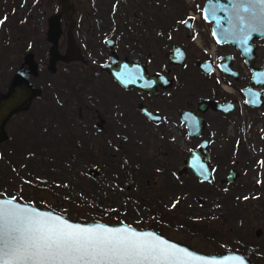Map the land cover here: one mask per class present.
<instances>
[{
    "label": "rangeland",
    "instance_id": "374dc122",
    "mask_svg": "<svg viewBox=\"0 0 264 264\" xmlns=\"http://www.w3.org/2000/svg\"><path fill=\"white\" fill-rule=\"evenodd\" d=\"M21 1L0 0V21H3L0 23V92L25 51H33L35 60L43 62V66L37 72L38 83L33 80L40 93L25 111L10 116L4 125L6 138L0 141V193L63 212L70 218H82L80 215H84L88 216L85 219H92L90 216H94L96 218L93 219L101 221H124L135 227L148 226L201 251L237 250L242 244H252L256 248L251 257L252 264H264V169L255 167L258 153L251 151L256 142L264 143V123L257 125L258 131L259 127L262 129L259 139L242 141L249 160L246 169L240 171L231 189L224 191L220 187L218 191L213 186L210 199H206V202H195L200 194L194 195L189 186L184 187L191 185L189 177L176 176L175 167L172 168V161L168 160L175 149L184 151L189 142L180 138L174 124L159 126L157 130L148 127L139 118L132 121L134 124L121 122L125 117L132 116V110L126 106L108 110L119 120L112 124L113 130L110 131V142L114 147H106L103 153L101 144L105 143L104 140L100 145L90 140L83 149L73 138L70 143H76L68 144L70 152L67 160L61 163L59 159L53 160L48 166L39 165V161L33 163L38 160V156L30 155L34 139V142L37 139L40 142L49 140L47 135L50 137L54 133L55 152L62 154L58 150L64 149L58 144H66L64 134L81 133L77 128L74 109L71 110L73 114H68L64 104L68 97L64 93L67 86L63 81L65 69L77 74L80 68L78 65L65 67L62 63L51 73L45 66L48 46L45 38L46 18L64 6V0H34L32 18L27 17L26 22L23 14L30 12ZM64 8L66 10V6ZM171 21V16L165 19L167 32L160 47L164 52L179 38L169 28ZM66 27L65 18L61 22L60 37L64 36ZM83 31L87 37L102 35V30L96 28L79 30L78 35L84 36ZM118 40H121L119 51H127L125 42L129 39L125 29L119 33ZM156 59L157 56L151 58L150 69L157 68ZM162 63L168 66L166 56ZM173 75L174 72L169 73L172 78ZM174 92L175 87L171 86L165 92L162 106L167 112H173V107L177 105ZM190 98L189 95L183 96L179 100L180 105L183 106ZM73 99L78 100L76 96ZM101 112L105 116L107 111L101 109ZM89 115L96 114L91 110ZM90 142L93 148H90ZM89 167L102 170L104 174L89 176ZM48 173H51L53 182ZM173 187L182 189L172 191ZM18 189L28 197L12 193ZM221 196L226 198L223 202H220ZM30 198L42 201L34 203L28 200ZM155 222L161 228L153 227L152 223Z\"/></svg>",
    "mask_w": 264,
    "mask_h": 264
},
{
    "label": "flooded vegetation",
    "instance_id": "af4514ba",
    "mask_svg": "<svg viewBox=\"0 0 264 264\" xmlns=\"http://www.w3.org/2000/svg\"><path fill=\"white\" fill-rule=\"evenodd\" d=\"M21 2L25 7L28 6L30 12L28 15L23 14V20L26 22L27 17L32 18L31 9L35 2L34 0ZM63 3L68 15L65 16L66 10L60 13V29L65 18L67 27L63 37H60V31L56 49L59 53L70 50L74 52L76 49L81 59L56 60L53 71L47 68V64L45 66L51 73L62 63L65 67L79 66L80 71L77 74L65 69L63 81L68 89L64 87V93L68 97L64 104L68 114H73L71 110L74 109L78 120L77 128L81 133L64 134L66 144L59 143L64 150L59 149L58 152L62 151V155L69 157L70 151L67 146L74 145L76 141L80 148L84 149L90 140L96 141L99 145L101 140H104L105 143L101 144L103 153L106 147H114L110 142L112 140L110 131L113 130L112 124L118 123L119 120L108 110L126 106L132 110V116L125 117L121 122L134 124L132 121L139 118L148 127L157 130L159 126L174 124L180 138L189 142L186 144L185 152L181 148L175 149L168 160L172 161L176 176L189 177L191 185L187 186L192 189L194 195L200 194L195 198V202H206V199H210L209 195L214 187L218 188V191L231 189L240 171L246 169L249 162L242 141L259 139L262 129L259 127L258 131L257 125L264 123V36L258 35L256 31L242 32L240 18L243 13L238 11V5H244L242 0H64ZM170 16L172 25L169 28L176 32L179 38L168 51L164 52L160 47L167 32L165 19ZM89 28L101 29L102 35L87 37L84 31V36L78 35L79 30ZM124 29L128 34L129 40L125 42L128 49L121 53L119 51L121 40H118V35ZM47 42L48 50L50 42L48 40ZM175 47L177 50L173 53V58L180 55L181 61L178 63L168 60V53ZM26 53H30L36 65V74H29L30 82L37 89L31 104L40 93L33 80L38 83L37 72L43 66V62L35 60L33 51H25L23 55ZM46 56L48 57V53ZM156 56L157 68L150 69L149 62ZM165 56L167 67L163 63V66L161 65ZM110 57L137 60L143 63L147 77L160 73L170 82L164 86L156 84L151 92L133 86H122L102 67ZM172 72L173 78L169 76ZM170 86L175 87L177 103L172 109L173 112L165 111V106H162L165 92ZM78 91L82 92L81 95L77 94ZM186 95L191 98L182 106L181 98ZM59 96L61 97V94ZM75 96L78 100L73 99ZM141 107H145L154 117H147ZM101 109L107 111L105 116H102L104 113L102 114ZM183 109L189 110L190 114L201 119L202 125L198 133L188 135L180 116ZM91 110L95 112V116L89 115ZM53 136L54 133L50 137L47 135L49 140L44 139L41 142L38 139L34 142V139L30 155L59 156L60 154L55 152L57 149ZM73 138L76 141L70 143ZM203 140L205 149L198 151L199 143ZM90 148H93L91 142ZM192 150L200 152V155L193 159L195 167H200L199 162L202 161L209 167V179H200L191 168L184 171L180 167L186 155ZM251 151L258 153L254 162L255 167L264 169V143L256 142ZM90 168L93 167L87 168V172ZM95 170L104 174L102 170ZM230 170L235 171L233 179L225 181ZM179 190L181 189L178 188L176 191ZM225 199L221 196L220 202ZM239 247L240 249L234 251L250 259L253 255L249 254L255 253L256 250L252 244L245 246L242 244ZM251 247L253 249H249Z\"/></svg>",
    "mask_w": 264,
    "mask_h": 264
},
{
    "label": "snow or ice",
    "instance_id": "6c2138e0",
    "mask_svg": "<svg viewBox=\"0 0 264 264\" xmlns=\"http://www.w3.org/2000/svg\"><path fill=\"white\" fill-rule=\"evenodd\" d=\"M238 11L243 13L242 32L264 27V0H244ZM200 260L152 232L70 223L22 206L14 198L0 199V264H196Z\"/></svg>",
    "mask_w": 264,
    "mask_h": 264
},
{
    "label": "water",
    "instance_id": "95a60500",
    "mask_svg": "<svg viewBox=\"0 0 264 264\" xmlns=\"http://www.w3.org/2000/svg\"><path fill=\"white\" fill-rule=\"evenodd\" d=\"M244 4V0H242ZM65 8L62 6L58 11L49 14L46 18V30L45 38L50 42L47 53V68L50 71L54 69V62L56 60L67 61L70 59H81L80 55L78 56L76 49L74 52L66 51L64 53H59L56 49V40L61 31L59 23V15ZM257 34L264 36V27L258 28L256 30ZM68 36L70 34L68 33ZM177 48H173L168 53V60L172 63H178L181 61L180 55L178 58H173V53H175ZM102 67L105 68L112 77L122 86L128 87L133 86L146 91H153L154 86L158 83L164 85L169 84L170 80L163 74L157 73L150 76H146L143 63L137 60L128 61L126 58H115L110 57ZM264 68V67H263ZM29 74H36V65L32 59L30 53H26L22 56L21 62L18 64L16 69L12 72L9 80L2 92H0V141L6 138V131L4 125L7 119L16 111L25 109L29 106L33 96L37 93V89L32 85L29 80ZM264 79V78H263ZM147 117L152 116L145 107L140 108ZM187 109H183L180 112L181 119L185 123L187 128V133L189 136L198 133L202 125V121L199 117H196L193 114L189 113ZM204 140L200 141L197 148L198 151L205 149ZM200 152L195 150L190 151L186 158L181 163L180 167L186 171L187 168H191L193 173L200 179L207 180L209 179V167L204 162H199L200 167H195L194 158L198 157ZM88 175L94 176L95 174L102 175L101 171H97L93 168L88 169ZM235 171L230 170L225 177V181L233 179ZM15 202L21 204L22 206H27L35 208L41 212H48L56 216H61L64 219H67L70 223H78L85 226H93L95 224H101L107 227L112 228H122L129 227L136 231H147L152 232L154 235L159 236L162 239L167 240L169 243L175 244L180 248H184L193 256L202 258V260L197 261L196 264H238V261H243V264H251V259L246 255L231 250V249H222L221 251H201L196 248H193L189 244L182 242L180 240H175L168 236L163 235L158 230H155L148 226L135 227L124 221H101L99 219H85V218H70L63 212L48 209L45 207L37 206L33 203L15 198L13 196L0 194V199L8 200L13 199Z\"/></svg>",
    "mask_w": 264,
    "mask_h": 264
},
{
    "label": "trees",
    "instance_id": "16d2710c",
    "mask_svg": "<svg viewBox=\"0 0 264 264\" xmlns=\"http://www.w3.org/2000/svg\"><path fill=\"white\" fill-rule=\"evenodd\" d=\"M32 148V147H31ZM16 149H14L13 151H15ZM56 157H58V158H56ZM13 159V158H12ZM38 160L37 161H33V163L34 162H38L39 161V165H42V166H48V165H50L51 163H53V160H57V159H59L60 161H63L64 159L65 160H67V158H66V156L63 154H60L59 156H55V157H38L37 158ZM11 162H13L12 160H11ZM59 162V161H58ZM47 171V170H46ZM48 174H50V177H51V182H53L54 180H53V177H52V175H51V173H48ZM48 176V175H47ZM17 177V176H16ZM184 187H188V186H186V185H184ZM56 188H58V186L56 187ZM180 189H182V188H180ZM191 189V188H190ZM172 191H175V190H177V189H175V187H173L172 189H171ZM17 192L15 193V192H12L13 194H15L16 196H19V197H28L24 192H20V190L18 189V190H16ZM28 200H30L31 202H34V203H38V202H41L42 201V199H38L37 200V198L36 199H34V198H30V199H28ZM51 207H53V208H55L56 206L55 205H51ZM80 217H82V218H87L86 216H84V215H80ZM92 219L93 218H96V217H94V216H90ZM152 226L153 227H155V228H161V225L157 222H155V223H152ZM255 252V251H254ZM251 255H254V253H252V254H249V256H251ZM252 257V256H251Z\"/></svg>",
    "mask_w": 264,
    "mask_h": 264
}]
</instances>
